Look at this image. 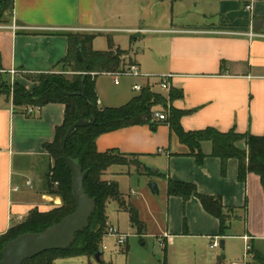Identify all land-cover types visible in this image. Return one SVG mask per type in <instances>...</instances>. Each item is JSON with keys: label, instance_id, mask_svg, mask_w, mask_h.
Segmentation results:
<instances>
[{"label": "crops", "instance_id": "0c3cea01", "mask_svg": "<svg viewBox=\"0 0 264 264\" xmlns=\"http://www.w3.org/2000/svg\"><path fill=\"white\" fill-rule=\"evenodd\" d=\"M255 19L263 20L258 31L253 29ZM0 25V78L10 84L32 91L36 83L27 75L58 67L68 51V34L94 35L91 47L95 50H105L110 36L116 46L132 48L139 71L137 76L121 75L117 81L110 73L95 76L98 105L120 106L138 94L133 88L138 84L136 77L145 78L138 84L141 88L152 86L150 74L141 71L137 54L145 49L137 50V40L140 35L156 34L159 43L149 49L150 55L162 76H168V88L163 90L181 91L182 96L171 104L189 111L180 118L185 130L212 126L220 131L264 133V0H14L12 13ZM168 91L159 93L167 96ZM24 109L0 93V234L31 209L47 211L62 203L59 195L48 193L44 186L51 163L44 144L53 140L55 128L61 125L64 105L48 103L30 114ZM95 144L98 151L136 154L142 163L147 162L146 167H155L151 171L161 174L146 176L143 185L156 182L158 201L165 204L162 221L149 188L141 190L138 200L130 201L145 229L141 208L146 205L158 225L152 234H160L165 245L189 235L209 240V248L216 241L221 247L223 237H238L245 244L247 237L264 256L260 178L249 172L244 182L239 181L235 158L227 159L222 174L221 160L210 155L211 144L204 141L201 148L206 156L198 164L187 146L162 123L155 128L134 125L103 133ZM237 145L246 148L243 141ZM162 156L164 164L158 161ZM168 178L193 183L199 193L220 196L224 206L234 208L229 229L238 221L243 232L228 233V229L225 236H219L218 219L203 209L198 198L184 201L167 195ZM173 222L178 225L171 229ZM180 222H188V233Z\"/></svg>", "mask_w": 264, "mask_h": 264}, {"label": "trees", "instance_id": "16d2710c", "mask_svg": "<svg viewBox=\"0 0 264 264\" xmlns=\"http://www.w3.org/2000/svg\"><path fill=\"white\" fill-rule=\"evenodd\" d=\"M14 0H0V24L7 21L12 13ZM68 51L60 61L61 70L72 71L70 77L63 73H37L27 75L36 83L32 91L22 85L7 82L12 89L3 93L11 96L15 107H41L48 103H62L64 115L61 125L55 128L53 140L44 144L48 159L44 186L48 193L57 194L62 203L47 211L31 209L19 222L12 223L7 231L0 234V258L5 243L22 233H38L52 223L60 221L64 216L74 211L75 203L72 197L71 173L68 170L61 145L68 127L82 118L90 123L76 128L65 143V153L86 173L83 180V191L95 201V210L90 215L88 227L74 236L72 244L64 250H48L25 260L22 264H54L59 258L75 256H95L100 252V246L106 234L107 217L105 207L109 200H116L120 209L128 212L129 222L136 227L139 234L145 230V225L138 217L135 206L126 201L119 191L118 183L114 180L102 179L107 169L112 165H141L147 176L161 175L151 171L140 161L136 154L122 153L117 149L98 151L95 140L103 133L111 132L134 125H149L156 127L166 124L186 145L189 154L198 164H201L206 154L202 151L201 143L209 141L210 155L221 160V173L225 174L226 161L229 158L237 160V177L245 181L246 174L253 172L260 178L264 192V133L260 135L249 132L240 133L234 129L220 131L212 126L198 130H185L180 118L189 113L172 106V101L182 96L181 91L170 88L167 96L153 91L152 86L145 85L126 103L106 107L98 105L95 90V76L100 73H125L136 62L132 58V48L122 49L116 46L110 36H107V48L95 50L91 47L94 35L85 33L68 34ZM80 51L81 60L76 58V50ZM2 81V78H0ZM1 93V92H0ZM24 109V111H25ZM163 112L166 118L157 120L154 112ZM243 141L246 148H240L237 143ZM135 160L136 162H132ZM135 163V164H134ZM167 195L179 196L184 201L195 196L203 209L219 221L218 235L225 236L229 229L230 220L235 217L234 208L223 205L220 196L202 194L193 183L167 179ZM186 232V230L184 231ZM248 254L260 264H264V256L250 245ZM101 256V252H100ZM99 256V257H100ZM216 264H222L218 256Z\"/></svg>", "mask_w": 264, "mask_h": 264}, {"label": "rangeland", "instance_id": "374dc122", "mask_svg": "<svg viewBox=\"0 0 264 264\" xmlns=\"http://www.w3.org/2000/svg\"><path fill=\"white\" fill-rule=\"evenodd\" d=\"M158 43L159 40L156 34L148 33L140 35L139 40H137V50L145 49V51L137 54V58L140 60L141 71L150 74L148 80L152 83V90L166 93L168 90L161 89L159 85L160 76L163 73L160 72V67L153 61L149 51V49L154 48ZM96 46L98 44H95ZM152 71L159 72L158 74H153ZM51 72L63 73L67 77L73 74L69 69L62 71L61 66L56 67ZM143 79L145 78L136 77L135 83L140 84V82H143ZM7 82V80L3 79L0 81V92L7 93L9 91L11 95L12 89L8 88ZM164 160V156L158 159L160 164H164ZM150 161L152 162V160ZM132 162L136 161L133 160ZM153 162L155 163L156 161ZM144 163L147 164L146 161ZM152 168L156 169L155 167H149V169ZM146 176L145 170L142 169L141 165H138V167L135 165H112L107 169L102 179L110 178L116 181L120 193L129 202L130 200H138L141 190L148 188L147 184L143 185V179ZM131 190H133V194L130 193ZM149 196H152L150 198L154 199L157 207L161 210L162 219L161 215L158 217L162 221L166 214H164L165 204L158 201L159 196L156 193L150 192ZM130 203L132 202L130 201ZM144 206V209L143 207L141 208V212L142 217L145 219L146 229L142 234H139L137 228L133 227L129 222L128 212L120 209L116 200H109L105 207L107 224L114 226L122 234H129L124 244H118L115 236L105 234L100 246L101 256L99 260L94 256H75L59 258L55 261V264H215L218 256L222 257V264H242L244 255H247L243 240L232 236L222 238L224 240L223 249L221 247L209 248V240L193 235L179 236L174 238L172 245L167 244L163 246L160 244L162 239L160 234H152L158 231V225L155 223L153 216L150 215L146 205ZM176 225H178V222L171 223V229L177 227ZM180 225H183V231L189 232L188 222H180ZM230 229L228 233H242L243 224L234 221L230 225ZM261 244V249L264 252V243ZM246 260L248 264H260L251 255H247Z\"/></svg>", "mask_w": 264, "mask_h": 264}, {"label": "water", "instance_id": "95a60500", "mask_svg": "<svg viewBox=\"0 0 264 264\" xmlns=\"http://www.w3.org/2000/svg\"><path fill=\"white\" fill-rule=\"evenodd\" d=\"M262 23V19H255L253 29L258 31ZM76 58L81 60L78 49L76 50ZM90 122L82 118L73 122L68 127L61 145L64 162L71 173L72 197L75 203L74 211L64 216L60 221L52 223L41 232L22 233L7 241L1 251L0 264H22L25 260L44 251L67 249L72 244L75 234L88 227L90 215L95 210V201L84 193L83 180L86 173L82 172L80 166L65 153V143L76 128ZM147 187L150 192L158 193V186L155 181H149ZM223 243L224 240L221 239V248ZM99 256L100 252H97L94 257L99 260Z\"/></svg>", "mask_w": 264, "mask_h": 264}, {"label": "built area", "instance_id": "2783aa9c", "mask_svg": "<svg viewBox=\"0 0 264 264\" xmlns=\"http://www.w3.org/2000/svg\"><path fill=\"white\" fill-rule=\"evenodd\" d=\"M247 9H250V7H251V5L250 4H246V6H245ZM0 27H2L1 25H0ZM12 28H17L16 26H12ZM255 34H257L256 32H251L250 33V35H255ZM12 74L14 73V70H11L10 71ZM126 74H129V75H135V76H137V75H139V71H138V68H137V66L136 65H132L131 67H130V69H128L125 73H114L113 74V76H114V80L115 81H117V78L119 77V76H121V75H126ZM160 87L162 88V89H167L168 88V76H162V77H160ZM133 88H134V90H137V91H140L141 90V86L140 85H134L133 86ZM35 109H38L39 107L37 106V107H34ZM33 111V107H29V108H26V113L27 114H30L31 112ZM154 118L155 119H157V120H163V119H165L166 118V115L163 113V112H159V111H156V112H154ZM14 189L16 190L17 189V187H14ZM106 234H109V235H112V236H115L116 238H117V242H118V244H124V242H125V240L127 239V237H128V234H122V233H120L119 231H118V229L117 228H115L114 226H112V225H108L107 224V226H106ZM245 240H246V244H245V248H246V254L247 255H250V254H248V251H249V249H250V244H249V242H248V238L247 237H245ZM160 244L161 245H165V242L163 241V240H161V242H160ZM219 246V243L216 241V242H214L212 245H211V247L212 248H217ZM247 255H244V257H243V262H242V264H248L247 263V260H246V257H247ZM233 264H236V263H233Z\"/></svg>", "mask_w": 264, "mask_h": 264}]
</instances>
